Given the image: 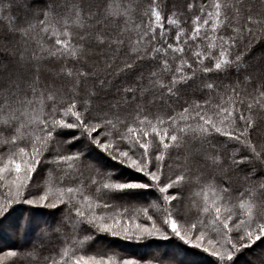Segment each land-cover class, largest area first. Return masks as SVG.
<instances>
[{
  "label": "snow or ice",
  "instance_id": "1",
  "mask_svg": "<svg viewBox=\"0 0 264 264\" xmlns=\"http://www.w3.org/2000/svg\"><path fill=\"white\" fill-rule=\"evenodd\" d=\"M0 19L14 66L0 59V218L16 203L65 209L54 248L4 259L142 264L76 247L102 236H172L213 264L264 245V65L247 55L264 48V0H0ZM220 72L231 82L209 79Z\"/></svg>",
  "mask_w": 264,
  "mask_h": 264
},
{
  "label": "trees",
  "instance_id": "2",
  "mask_svg": "<svg viewBox=\"0 0 264 264\" xmlns=\"http://www.w3.org/2000/svg\"><path fill=\"white\" fill-rule=\"evenodd\" d=\"M16 15H19V13H16ZM6 25H7V21L0 19V26H1V28H3V29L0 28V35L4 34ZM257 46H259V45H257ZM257 46H255V47H257ZM255 47H253L252 51L247 54L248 57L250 58V63L253 66L264 65L263 59H261V58H257V59L254 58L253 59L252 58V53H253V50H255ZM8 67L9 68L12 67V64L8 63ZM208 75H209L210 80H214L217 82H223L224 84H228L231 82L229 76L224 72L211 73ZM200 84H201V81H199V80H197L195 83L190 82V85L188 87H185L184 89H182L181 95L183 96V98L189 99L190 97H192L193 93L196 92V89ZM172 107L179 110V106L176 103H172ZM253 138L257 142H259V139H260L259 135L254 134ZM102 163H108L109 167L113 166V162H111V161L102 162ZM253 164L256 167L257 173H259L260 172L259 164L257 162H253ZM115 168L117 170V166ZM174 168H175V166H174ZM124 173H125V171H122L121 175L124 176ZM37 179H39V178H36V182H37ZM253 179L259 180V179H261V176L257 175L255 177H253ZM40 184H41V181L38 180V185H40ZM6 191H7L6 188L0 187V197H3L6 193ZM149 199H151V197L147 196V195L143 196V197L133 198L131 206H130L131 214L135 215L136 212H138L141 208L146 207ZM64 212H65V209H64L63 205L58 206V209H53V208L44 207L41 205H27V204H23V203H16L12 206V210L6 219L0 218V241L3 242L7 246V248H10L12 250L24 251L26 249H30L33 245L29 244V245L22 246L19 242H15V241L10 242V240L7 239L8 236L6 237V235H8L7 230H6L5 235L3 237L4 229H3V231H1L2 230L1 227L4 226V224H6V223H8L7 226H10V227L17 225V227H19V230H20L19 232L22 233V235H24V234H28L29 232H31V233L35 232V230H34L35 228L37 230L39 228H41V225H40L41 220L44 218H45V220H48V221H50V223H52L55 221V219L57 217L59 222H60ZM154 212H155L154 209H149V214H154ZM18 216L19 217L21 216V219H20V221L17 220V222H16V219L18 218ZM154 218L157 219V223H159L158 214H154ZM9 221L10 222L13 221V224H9ZM137 222L144 223V222H146V219L141 215L138 218ZM44 231L48 232L47 230H44ZM48 234H49V232H48ZM83 235H87V233L82 232L81 237ZM102 238L105 240L101 241V243L98 244L99 241H97V240L102 239ZM106 240L110 241L111 243H116V245H120L121 247L129 248L132 250H138L140 248L141 249L147 248L149 245H152V244L163 245V246H167V247L168 246L169 247H177V248H179L178 253L180 255H184V254L189 255V253H187L185 247L182 246V242H179L175 237H172V236H169L168 238H164V237H143L139 240H137V239L127 240V239H124L122 237L102 236V237H97L95 240L84 241V243L82 245L77 244L76 247L80 248L82 250L83 254H85V255H92V254L115 255L117 257V259H119L121 257H124V258L127 257L126 253L122 252L121 250L117 249L116 247L112 248V246H109V243H107ZM39 244L44 245L45 249L54 248L56 245V241H55V238L53 237V238H51V240L49 241L48 244H43V243H39ZM254 246L255 247L253 249H255V248L257 249V248L261 247L262 244L260 241H257L254 244ZM187 250L189 252H191V254L195 251L194 249H190V248H188ZM250 251H252V250H250ZM53 254H55V253H50L47 250L43 251V253H42L43 256H49V255H53ZM246 254H241L239 256V261H241V260L243 261ZM248 254H251V252H248ZM155 258H160L163 260V264H168L167 261H169V260L164 255H157L154 253H150V254H146V255L136 257V259H141L142 264H143V261H145V260H154ZM19 263H21V262H19ZM171 264H175V263H171Z\"/></svg>",
  "mask_w": 264,
  "mask_h": 264
},
{
  "label": "rangeland",
  "instance_id": "3",
  "mask_svg": "<svg viewBox=\"0 0 264 264\" xmlns=\"http://www.w3.org/2000/svg\"><path fill=\"white\" fill-rule=\"evenodd\" d=\"M0 28H1V26H0ZM1 29H3V28H1ZM252 58L253 59L254 58L255 59L261 58L264 60V48H262L261 46L255 47V50H253V53H252ZM0 59H4L5 62L8 63L7 54H0ZM12 67H14V66L12 65ZM12 67H10V68H12ZM113 165H114V162H113ZM116 166H117L118 172L125 171L124 177L132 178V177H135L136 175H138L134 172H130L128 169H121L119 167V165H115V167ZM38 180L39 179H37V182H36L37 185H38ZM34 193H35V189H34ZM41 206H43V205H41ZM44 207H46V206H44ZM20 219H21V216L20 217L18 216V218L16 219V222H17V220L20 221ZM56 223H59V220L57 217H56L55 221L52 223H50V221H48V220H45V218H44L41 220V224H40L41 228H39L38 230L35 228L34 229L35 232H32V233L29 232L28 234H24L25 236L19 232L20 230H19V227H17V225L10 227V226H7L8 223L4 224V226L1 227V229H2L1 231H3V229H4V233H3V237H4L5 232L7 230V233H8V235H6V237L8 236L7 239L10 240V242H12V241L19 242L22 246L29 245V244L30 245L39 244V243L48 244L50 241V237L53 238L52 233L48 229V226L56 224ZM9 224H13V221L12 222L9 221ZM44 230H47L49 232V234H48V232H45ZM103 240H105V239H103V238L98 239L97 240V241H99L98 244H100L101 241H103ZM106 242L109 243V246H112V248L116 247L117 249L126 253L127 257H125V258H136L138 256L154 253L157 255L166 256L169 260V261H167L168 264H171V263L178 264L179 263V261H174L171 259V257H173L176 254H178L180 256V258L184 259V260H195L197 262V264H213L212 262L214 261V258L208 254L193 255V253L191 254V252H187V253H189V255H187V254L180 255L178 253L179 248H177V247H169V246L167 247V246H163V245L152 244V245H149L147 248H142V249L140 248L138 250H132L129 248L121 247L120 245H116V243H111L108 240H106ZM254 247L255 246L253 244L250 248L242 249L241 252L238 253L234 257L235 264H264V245H262L261 247H259L257 249L256 248L253 249ZM10 250H12V249L7 248V246L3 242L0 241V264H13V261H16V264H21V263H19L20 261L17 260V258H13V257H8L6 259L3 258L4 254ZM250 250H252V251H250ZM248 252H251L252 255L248 254ZM241 254H246L243 261L242 260L239 261V256Z\"/></svg>",
  "mask_w": 264,
  "mask_h": 264
},
{
  "label": "bare ground",
  "instance_id": "4",
  "mask_svg": "<svg viewBox=\"0 0 264 264\" xmlns=\"http://www.w3.org/2000/svg\"><path fill=\"white\" fill-rule=\"evenodd\" d=\"M187 252H189L188 250H186Z\"/></svg>",
  "mask_w": 264,
  "mask_h": 264
}]
</instances>
